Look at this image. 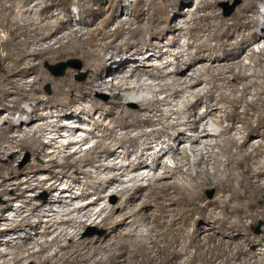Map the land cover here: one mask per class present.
Instances as JSON below:
<instances>
[{
    "label": "bare ground",
    "instance_id": "6f19581e",
    "mask_svg": "<svg viewBox=\"0 0 264 264\" xmlns=\"http://www.w3.org/2000/svg\"><path fill=\"white\" fill-rule=\"evenodd\" d=\"M154 1L144 0L149 5L146 24L133 29L134 20L123 19L122 12L119 15L118 5L123 0H76L81 8L76 24L68 9H61L68 0H0V198L4 200L0 203V244L7 250L12 249V253L0 251V264H22L27 260L35 264H151L154 260L151 250L157 247L158 240L162 243L157 247L163 255L161 264H180L178 259L183 255L188 258V264H210L223 257L222 243L215 240L218 226L222 228L226 225L232 232L234 225L245 224V218H261L264 222V46L258 52L253 49L254 45L264 42V21L260 20L264 12L258 6L255 17L250 18L248 13L254 0H243L238 12L226 19L212 3L205 1L195 9L204 14L197 18L193 16V24L183 27L181 23L184 21H178L174 15L154 16L159 7L152 3ZM260 3L264 7V0ZM66 15L68 20L65 21ZM138 19L141 22V16ZM115 22L118 24L110 29ZM86 25H91V28L88 27L85 32ZM146 31L151 38L161 35L160 42L166 43L164 47L167 44L179 45L181 36L175 33L186 31L183 36L189 37L187 48L172 52L164 50L160 42H150L148 46L153 48L150 57L141 53L133 58V50L136 49L132 40H141ZM167 33H172V37H167ZM123 34L127 37L120 41ZM211 41L215 44L212 45ZM247 50H252L251 56L256 58L251 59L254 68L253 71L249 69L251 73L246 71V66H242L241 58ZM165 56L173 59L165 60ZM153 57L159 59V63L148 65ZM78 59L83 61V71L89 73L87 80L76 79V69H69L64 76L52 73L53 66ZM208 62L210 64L206 65ZM113 63L117 65L115 70ZM170 65L175 67L172 86L184 88L172 90L177 96L183 90L191 91L198 85H209L206 95L198 93L195 101L186 102L190 111L184 120L178 119L180 109L163 110L157 105V100L122 94L131 90L152 92L150 85L164 90L161 79L167 76L164 69ZM198 65L200 67L196 68ZM236 67L241 68L240 71L233 72ZM151 68L159 73L155 74ZM109 75L122 79L123 83L114 84ZM133 78L142 83H132ZM46 86L51 87L52 95H46ZM104 90L112 92L107 103L97 97ZM214 92H218L216 99ZM163 101L169 104L168 97ZM128 102L137 103L139 109L129 110L126 106ZM23 103L28 104V108L23 107ZM9 104L14 106L9 108ZM200 104L204 109L194 115ZM150 112H157L156 118ZM170 115H176V118L169 121ZM72 117L74 120H69ZM107 117L113 119L106 124ZM63 119H68L72 125L66 121L62 124ZM83 121L104 128L103 139L109 138L114 142L107 146L103 140L100 149L95 146L89 150L96 156L86 159L85 163L93 165L95 170H108L114 174L115 171L119 174L128 171L137 173L129 181L134 182L140 178L139 173L147 169L149 157H152L154 166L160 165L167 156L175 160L174 169L158 179H167L165 185L155 189L153 195H148L156 208L151 217L137 210L118 218L109 213L100 223L108 227L104 239L81 240L77 237L80 228L86 225L84 219H93L92 207L105 197L103 194L111 184L117 182L116 175L99 182L96 200L75 205L71 212L78 213L76 218L74 215L73 218H66L61 216L62 211L54 209L53 204L68 205L64 192L73 193L71 184L59 187L60 180L39 179L33 185L31 175L39 169L34 170L28 165L21 173L15 171L11 163H2L9 153L26 149L31 151L35 162L41 163L43 154L51 157L48 163L57 165L59 155L54 149L64 152L74 147L76 151L64 156L67 161L74 159L81 146L90 141V135L86 134V138L82 135L89 132L82 126ZM214 124L222 125L223 129L217 130ZM117 129L121 132L120 136ZM58 130L66 134H60L55 139L52 136ZM232 132L243 134V137L240 141L236 140L231 137ZM89 134L92 135L91 132ZM78 136L82 139L75 140ZM256 136L258 141L254 140ZM61 140L66 142H59ZM127 145L130 150L126 163L117 164V158L113 164H108L107 159L117 153L116 147ZM141 146L145 151L140 152ZM46 148L54 151H46ZM156 148L158 151L155 154L149 152ZM215 148L223 149L228 157L224 159L220 152L214 153L212 150ZM99 153L105 155L104 161L100 160ZM190 154L196 159L191 160ZM185 166L195 168V175L190 177L195 180L191 191L188 190V181L187 189L168 181L182 172ZM206 166L212 167L211 174L207 173ZM77 168L80 170V167ZM85 173L90 177V172ZM185 173L189 175L188 170ZM46 181L50 183L46 188L49 198L38 200L36 195L27 194L28 191L43 188ZM206 187L215 188L217 197L205 199ZM132 189H135L136 195L127 196L125 208L138 198L140 187L129 188ZM116 190L118 193L126 191L123 187ZM72 197L71 202L86 199L83 192ZM164 200L169 204H165ZM45 205L48 209H44ZM149 205L146 202L143 208ZM216 210H221V216L214 214ZM8 211L14 213L12 218L6 217ZM147 219H151L152 224L148 232H156L158 238L153 239L150 234L134 229L135 224ZM206 223L213 232H206L203 227ZM65 225L75 228V231L69 233ZM29 226L42 229L41 236L55 233L54 237L49 242L39 243L38 239L28 234L26 227ZM20 230L24 231V236L11 237L12 232ZM107 237H119L120 241L116 244H110L111 239L104 242ZM68 238L69 244L59 245ZM150 240L152 247L149 246ZM260 240L263 242V238ZM51 246L58 249L47 254ZM35 247L38 249L35 250ZM180 247L183 248L181 252L177 250ZM191 248L195 251L190 255ZM236 250L235 254L230 250L229 258L243 264H249L255 257L244 252L242 247ZM106 251L111 254L101 259L94 258ZM8 255H11L10 260ZM255 263L251 261V264Z\"/></svg>",
    "mask_w": 264,
    "mask_h": 264
},
{
    "label": "rangeland",
    "instance_id": "374dc122",
    "mask_svg": "<svg viewBox=\"0 0 264 264\" xmlns=\"http://www.w3.org/2000/svg\"><path fill=\"white\" fill-rule=\"evenodd\" d=\"M75 1L76 0H68L67 4H65L64 6L61 7V9L62 8L68 9V11L72 14V18L74 19V24H76V21L79 19L78 12L81 10V8L77 5V3ZM123 1L124 2L121 3L122 5L121 4L118 5L119 15L122 12L123 13V15H122L123 19H125V20L131 19L132 21L134 20L133 21V29H135L138 26H144L146 24L145 19L148 17V12H147V9L149 6L148 3L144 2V0H123ZM205 1L212 3L214 5L215 9L218 10L221 13V15L226 19H229L232 16H234L238 12L239 8L243 5V2H244L243 0H155L152 3H156L159 7L156 9L154 16H156V15L161 16L164 14H168L169 16L173 17V15H174V17L176 19H178V21H184L181 23V26L188 27V25L191 26L193 24V20H192L193 16L197 18V17L204 14L203 11L196 12L195 9L198 6V4H201L200 2H205ZM258 6L261 7L262 11L264 12V7L260 3V0H254L253 1V8H251V10L248 13L250 18L253 19L255 17V12H256ZM139 16H141V18H142L141 22L138 21ZM87 18L89 19V17L86 16V19ZM88 19H87V21H88ZM64 20L65 21L68 20L67 15L64 18ZM185 20H187V21H185ZM260 20L264 21V17L260 18ZM117 24L118 23L115 22L114 26L111 25L110 29H114V27ZM88 27L91 28V25L85 26V29H84L85 32L87 31V29H89ZM185 32L184 31H178L175 33V34L178 33L177 36H179V37L181 36L180 37L181 43L179 42V45L169 46L167 44V46L164 47V44H166V43L160 42L161 41V35L157 36L156 38H151L149 35V32L146 31L143 33L141 40H137V39L132 40V42L134 43V47L136 49V50H133V58L134 57L137 58V56L140 55L141 53L145 54V56H147V57H150L153 54V48L148 46L150 44V42L151 43L160 42L162 44L164 50H169L172 52L184 50L187 48V42L189 40V37L183 36V34H185ZM171 35H172V33L166 34L167 37H172ZM125 37H127V34H123L122 37L119 38V40L121 41ZM164 42H166V41H164ZM210 43L212 45L215 44L214 41H211ZM263 46H264V42L260 43L258 45H254L253 49L255 52H258L259 48H262ZM252 50H247L244 53L243 57L241 58L242 66L247 67L246 71L248 73H251V71H253V69H254L252 67L253 61L251 59L252 58L254 60L256 59V58L251 56V53H253ZM120 55H122V54H120ZM219 55L223 56V53L219 52ZM118 56L119 55L116 56L117 59H119ZM164 59L165 60H167V59L172 60L173 57L165 56ZM71 61L72 60H67L64 62L66 63V62H71ZM74 61H79L80 63H75L74 66L72 65V66L67 67L65 74L69 69H76L78 71V73L76 75V79H78L80 81L87 80L89 77V73L86 71H83V67H84L83 61H81L79 59L74 60ZM74 61H72V62H74ZM132 62H133V60H131L130 63L132 64ZM61 63H63V62H61ZM152 63L153 64L159 63V59H157L156 57H153V59L151 60V63H148V65H150ZM139 64H141V63H139ZM205 64L209 65L210 63L208 62ZM116 66L117 65L115 63L112 64V68L114 70L116 69ZM198 67H200V65H198L196 68H198ZM141 68L143 69L142 65H141ZM54 69H55V66L52 67V73L53 74H54ZM240 69L241 68L236 67L233 69V72H238V71H240ZM249 69H251V71ZM150 70H152V71L154 70L153 72L155 74L159 73L157 69L151 68ZM174 71H175V67L173 65H170L164 69V74H166L167 76L163 77L161 80H163L162 84H164L166 86V88H165V86L163 88L165 91L162 90V87L160 88V87L156 86L157 87L156 88V87L150 85V88L153 89L152 92H149V90H144V93H143V91L137 92V91L131 90V92L130 91L125 92V93L123 92L122 94H124L125 96H128V97L131 96V97H136L139 99L140 98L142 99L143 97H147L149 99L151 98V99L157 100V101H159V103H157V105L160 106L159 108L163 109V110L172 109V110L176 111V110L180 109L179 110L180 112H178V119L180 117V120L181 119L184 120L187 117V112L190 111V108L186 105V102L190 101V100L195 101L196 100L195 95L198 93H199V95H206L207 90L209 88V85L201 84V85H198L197 89H192L191 91L189 89L183 90L184 92H181L178 95L179 96L178 97L176 94H174L172 92V90L175 89V90L179 91V90L184 89V88H182L181 86L178 87V85L172 86L173 82H171V81H173L172 77H174V74H173V73H175ZM64 75H55V76H64ZM109 80H113L114 84H119V83L122 84L123 83L122 79H120V78L115 79V77L111 76V75H109ZM131 82L134 84H141L142 83L141 81L137 80L136 78H133L131 80ZM151 82L152 81H149V83H151ZM159 82H160V80H159ZM168 82L171 83V85ZM205 86H207V88ZM47 87H49V90H47ZM1 90H2V87L0 85V95L2 92ZM45 91H46V95H48V96L53 94L52 93L53 90L51 89L50 86H46ZM166 91H167V93H166ZM185 91H186V93H185ZM111 96H112V92L107 91V90H104L102 93L97 94V97L99 99H101L104 103H107L111 99ZM165 97H168L169 104H165V102L163 101V99ZM176 97H178V98H176ZM216 98H218V92H214V99H216ZM249 98H250V96H249ZM13 106H14L13 104L8 105L9 108H12ZM22 106L25 108H28V104H26V103H23ZM126 106L131 111H137L139 109V105L137 103H134V102H128L126 104ZM185 107L188 109H186ZM200 108H201V110H200ZM203 109H204V106L200 104L199 108L197 110H195V112H193V114L198 115L199 113H201V111ZM182 112H184V114ZM197 112H199V113L197 114ZM150 115H153V117L156 118L157 112H150ZM72 118L73 119L69 118V120H74V117H72ZM142 118L144 119L145 117L143 116ZM172 118L175 119L176 115H173V116L170 115L168 120L173 121ZM111 119H113V118L107 117L105 120V123L106 124L109 123ZM180 120H179V122H181ZM65 121L69 122V124L72 125V123H70V121H68V119H63L62 124H65L66 123ZM114 123H115V118H114ZM82 124H83L82 126L85 127L89 132H91L92 135L89 134V132L82 134L84 136V138H86V134L90 135V137H89L90 141L88 140L87 143L82 145L81 148L78 150V153L75 155V158L70 160V161L65 160L64 156L66 154H68L69 152L76 151V148H74V147H71V149H67L64 152H62L61 149L60 150L57 148L54 149L55 151H57L56 153H58V155H59L57 158V161H58L57 165L48 163L49 160L51 159V157H46L43 154L41 155V163L35 162L34 158L32 157L31 151H29L28 149L23 150L22 152H18L17 150H15L14 154L9 153L6 157V159L2 161V163H11L13 165L15 171L21 172V173L24 172V170L28 167V165L33 166L34 170L39 169L38 170L39 172L31 175L33 185H35L39 179H43V180L48 179L50 181H57V182L60 180L58 183L59 187H64V184H71V186L74 188L73 193H70L67 191L64 192V194L67 195L66 200L68 201V205L64 207L60 203H54L53 204L54 209L59 210V212L62 211V212H60L63 214L61 216L62 217L65 216L66 218H73L74 216H75L74 218L77 217V215H78L77 212H75V211H74V213L71 212L75 208V205L76 206L82 205V204H86L90 201L96 200L97 199L96 190L98 188L99 182L101 180H103L104 178L105 179H107V178L111 179V177L114 174V172L112 173V172H109L108 170H105V171L95 170L93 165L85 163L86 159H90V158H93V156L94 157L96 156L95 153L93 155V153L89 152V150L95 146H98V148L100 147L101 141L104 140L102 137L104 134V128L97 126V125H94L91 122H86V121H83ZM214 125H216L215 128L217 130L223 129L222 125L221 126L219 124H214ZM255 125H256V123L254 124V122H253L254 128H256ZM159 127L160 126H158V128ZM145 129L148 130L146 127H145ZM117 132H118L117 135L120 136L121 132L119 129H117ZM171 133H173V132H171ZM60 134H66V132L58 130L57 132H55L53 134L52 137H54L55 139H58ZM231 135H232L231 137H233L236 140H239V139L241 140V138L243 137V134H240L238 132L237 133L232 132ZM257 138L258 137L256 136L254 138V140L258 141ZM81 139H82V136H78L75 138V140H81ZM104 141L107 144V146H111L112 143H114L113 140L109 139V138H107V140L105 139ZM59 142L64 143L66 141L61 140ZM128 145H127V147L117 146L116 147L117 153L114 155H111L110 158L107 159L108 164H110V162H111V164H113L117 158H118L116 161L117 164L118 163L123 164L122 161H124V164H125L126 163L125 158L127 157V154L130 150V148L128 149V147L130 145L129 146ZM181 149H182V147H181ZM54 150H52L51 148H46V151H49V152L54 151ZM155 150L149 151V152L151 154H155V152H157L158 149L156 148ZM142 151H145V148L143 146H141V148H140V152H142ZM212 151H214V153L220 152V154L222 155V157L224 159L228 157V154L225 153V151L221 148H215ZM180 152H181V150H180ZM51 154H53V153H51ZM99 154H101L100 160L104 161L105 155L103 153H99ZM149 158L147 159L148 161H146L148 167H147V169H143L139 173L140 178H138V181L135 180L134 182H129L130 179L133 178V176H136L137 173L135 174V173H131L128 171V173L125 172V174L123 173L124 174L123 175V174H119L118 171H115L114 175H116L117 182L114 181L113 182L114 185H112L113 184L112 183L111 184L112 187L110 186L109 190H107V192L105 194H103V196H105V197H102L101 201H99L96 205H94L92 207L94 209V211L92 212L93 219H91V218H90V220H88L87 218L84 219L86 225L84 226V228L83 227L80 228V233H79V236L77 237V239H81V240H92L95 238H100V239L103 238L104 239L105 235L108 233V227L102 226V224H100V223L103 221L105 216L108 215L109 213H113L114 218H118L120 215L126 214V213L130 212L131 210H137L140 213L144 214V216H148V217L150 216L151 217V215L155 212L154 210H156V208H155L152 200L149 199L148 195H149V193L152 194L153 191H155V189H157L158 187L165 185L167 179H162V180H158V179L161 177H165L164 175L167 174V171H168V173H170L174 169L173 167H175V160L171 156H167V157H164V159H162L160 165L154 166V162L152 160V157H149ZM190 159L195 160L196 157H194L192 154H190ZM73 163H75V164L73 165ZM77 167H80V170ZM192 167L193 166L183 167L182 172L178 173L173 179H170L168 181H170V182L174 181V183L178 184L179 186H183V187H186L187 181H188V184H189L188 190L191 191L192 185L195 182V180L190 178V177H193L195 175V168L194 167L192 168ZM207 167L208 166H206V169H207ZM169 168H171V169H169ZM201 169L203 170V168H201ZM187 170L189 171V175H187L185 173ZM206 171H208L207 173L211 174L213 172V169L211 166H209L208 170H206ZM85 172H90L91 173L90 177H87ZM54 173H56V174L54 175ZM107 174H108V177H107ZM54 178H56L57 180ZM191 180H192V182H191ZM49 185H50V183L48 181H46L43 184V188L37 189L34 192L28 191L27 194L28 195H36L38 200L47 199V198H49V194H48L46 188H48ZM133 185L134 186L138 185L140 187V192L138 194V198H136L134 201H132V203H130V205L127 204V207L125 208L127 196L130 194L136 195L135 189L129 190V188L134 187ZM122 187H123V189L125 188L126 191L123 190L125 192H121V193L116 192L117 191L116 189L119 190ZM186 189H187V187H186ZM81 192H83V195L86 197V199L77 200L78 202L76 200L75 201L73 200L71 202V199H73V197H72L73 194L75 196L76 194H80ZM173 195H175V194H173ZM216 197H217V191L215 188L206 187L204 189V198L205 199L212 200ZM146 202L149 203L150 205L147 206L146 208H143V206ZM163 202L167 205L169 204L168 201H166V200H164ZM0 203H4V200L1 198H0ZM17 203H19V202L17 201ZM17 203H15V204H17ZM44 209H48V206L45 205ZM101 209L103 210V212ZM12 213L13 212H11V211L6 212V217L9 216L10 218H12L13 217V215H11ZM70 213H72L71 216H70ZM100 214H101V216H100ZM214 214L215 215L217 214V216H221V210H216V212ZM67 215H69V216H67ZM72 215H74V216H72ZM233 220H234V217H233ZM261 220H262L261 218H245L244 219L245 224H243L242 226H239V225L235 226L234 225V227H233L234 231H232V232H230L227 229L226 225H224L222 228L221 227L219 228V226H218L217 227L218 229L215 230V232L217 234L215 240L218 243H220V242L222 243L221 252H223V255H222L223 257L219 258L217 261L210 262V264H243V263H241V261L233 260L232 257L229 258L230 253H232L231 251H233L235 254L238 250V249L236 250V248H240V247H242L244 249V252L247 251L251 255L255 256L253 258V260H250L249 264H251V261H252V263L256 262L255 264H264V222ZM260 222H262V223H260ZM151 226H152L151 219H147V220H143V221H140L137 224H135L134 229H136V232H141V233L144 232L145 235L146 234L149 235L150 233L148 232V230ZM203 227L207 233L213 232L210 230V226L207 225V223L204 224ZM64 228H66V230L71 234L75 231V228L69 227L67 225H65ZM26 230L32 238L38 239L39 243L51 241L54 237V234H55V233H52L51 235L48 234L45 236H41L40 233L42 232V229H34V228H31L30 226L26 227ZM24 235H25V233L23 230L22 231L20 230L17 233H14V232L11 233V237H13L14 239L18 236H24ZM158 236L159 235H157L156 232H153L150 234V237H152L153 239L158 238ZM260 238H263V242H261ZM110 239H111L110 244H116V243H118V241H120L119 237H116V238L107 237L104 242H106L107 240H110ZM69 242H70L69 238L63 239L59 245H67V244H69ZM157 243H158L157 247H159V245L160 246L162 245L160 240H158ZM225 245H226V247H225ZM149 246L152 247L151 240H150ZM157 247H155L154 249L151 250V252H152L151 255L154 257V260L151 264H161V261L163 259V255L157 251L158 250ZM34 249L37 250L38 247H35ZM57 249H58L57 246H53V247L51 246L49 248V250L47 251V254H51ZM180 249H183V248L180 247L177 250L179 251ZM11 250L12 249L7 250L5 246L0 244V251L6 252V253H12ZM172 250L173 249H171V251ZM69 251H71V249ZM194 251L195 250L193 248H191L189 250V254L190 255L193 254ZM179 252H181V250ZM204 252L206 255L208 254L206 250H204ZM110 254H111L110 251H106L103 253L96 254L94 256V258L101 259L103 257L109 256ZM207 256H209V254ZM10 258H11V255L10 256L8 255L9 260H10ZM187 259L188 258L185 255H183L180 259H178V262L180 264H188ZM22 264H35V263L32 262L31 260H29V261L27 260ZM134 264H141V262H136ZM205 264H209V263L205 262Z\"/></svg>",
    "mask_w": 264,
    "mask_h": 264
},
{
    "label": "water",
    "instance_id": "95a60500",
    "mask_svg": "<svg viewBox=\"0 0 264 264\" xmlns=\"http://www.w3.org/2000/svg\"><path fill=\"white\" fill-rule=\"evenodd\" d=\"M75 63H80L79 61H74V62H63V63H60L58 64L57 66H55V69H54V74L55 75H64L65 74V71L67 69V67L69 66H74ZM47 90H49V87H47Z\"/></svg>",
    "mask_w": 264,
    "mask_h": 264
}]
</instances>
